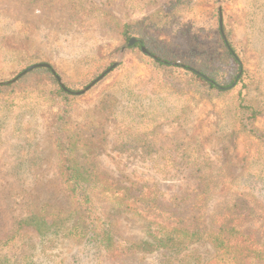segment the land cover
<instances>
[{
	"label": "rangeland",
	"instance_id": "1",
	"mask_svg": "<svg viewBox=\"0 0 264 264\" xmlns=\"http://www.w3.org/2000/svg\"><path fill=\"white\" fill-rule=\"evenodd\" d=\"M221 18L234 29L249 71L242 104L258 109L256 118L240 105L239 88L196 91L167 79L170 86L162 87L151 77L149 59L130 48L136 42L130 45L121 34L124 23L141 20L171 46L213 51ZM44 61L60 73L64 87L86 85L67 107L71 129L95 147L88 161L95 173L126 188L154 214L190 228L203 230L214 214L245 208L242 229L264 243V0H0V83ZM64 105L19 87L0 95V264L208 260V245H197L189 259L148 249L111 258L85 240L40 238L19 229L31 211L71 208L57 177L53 142ZM157 111L168 113L165 122L153 118ZM209 179L231 188H209ZM98 196L104 209L117 207ZM114 214L122 242L142 244L155 232L139 212Z\"/></svg>",
	"mask_w": 264,
	"mask_h": 264
},
{
	"label": "trees",
	"instance_id": "2",
	"mask_svg": "<svg viewBox=\"0 0 264 264\" xmlns=\"http://www.w3.org/2000/svg\"><path fill=\"white\" fill-rule=\"evenodd\" d=\"M218 33V48L209 51L171 46L148 33L146 23L141 20L126 22L121 28L124 40L137 38L130 48L138 49L149 59L153 68L151 77L162 87L170 86L167 79L196 91L226 93L239 88L240 105L256 118L260 111L252 105L242 104L249 71L244 66L240 48L234 43V29L223 19L219 23ZM39 63L47 66L36 67L13 81L0 83V95L16 91L19 87L39 92L45 97L64 100L65 107L53 124V142L57 177L71 208L52 214L31 211L20 222L19 229L33 231L40 238L62 235L72 241L85 240L96 248L99 255L111 258L124 255L131 249H148L149 252H175L177 256L189 259L197 245H208L212 250L210 257L200 264H264V243L261 244L252 233L241 227L245 208H239L237 212L235 206L214 214L211 226L203 230L190 228L180 221L172 222L154 214L147 207H142L140 198L130 194L126 188L117 186L101 173H95L88 162L95 153V147H89L80 134L71 129L67 107L86 85L65 84L66 87H62L59 82L61 75L54 66L47 61ZM157 113L159 115H155L154 119L160 122L167 120V112ZM213 182V179H209L205 184ZM230 184L217 182L209 188L225 190L231 188ZM100 194L114 201L117 207L104 209L98 201ZM119 210L139 212L149 226L155 227V232L148 235L142 244L136 241L122 242L123 236L118 230L119 218L114 214Z\"/></svg>",
	"mask_w": 264,
	"mask_h": 264
},
{
	"label": "water",
	"instance_id": "3",
	"mask_svg": "<svg viewBox=\"0 0 264 264\" xmlns=\"http://www.w3.org/2000/svg\"><path fill=\"white\" fill-rule=\"evenodd\" d=\"M220 23H222V18H221V20H220ZM135 42H137V38L134 37V38H131L129 44L132 45V44L135 43ZM143 50L146 52V49H145V48H143ZM39 66H47V64H43V63L40 64V63H39V64L31 65L30 67L27 68L26 71L23 72V74L26 73L27 71H30V70H32V69H34V68H36V67H39ZM107 72H108V71H107ZM107 72L103 73L100 77H98L95 81H93V82H92V83H91V84L85 89V91L88 90L90 87H92L96 82H98L99 80H101V79L106 75ZM59 81H60L62 87H64V85L62 84L60 78H59Z\"/></svg>",
	"mask_w": 264,
	"mask_h": 264
}]
</instances>
